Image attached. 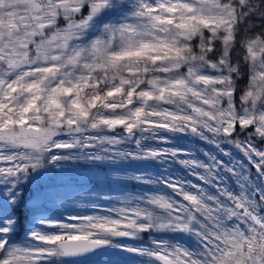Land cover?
I'll return each instance as SVG.
<instances>
[{
    "label": "snow or ice",
    "instance_id": "6c2138e0",
    "mask_svg": "<svg viewBox=\"0 0 264 264\" xmlns=\"http://www.w3.org/2000/svg\"><path fill=\"white\" fill-rule=\"evenodd\" d=\"M185 137L220 155L159 146ZM77 160L198 182L133 175L142 194L54 220L41 181ZM121 254L264 264V0H0V264Z\"/></svg>",
    "mask_w": 264,
    "mask_h": 264
},
{
    "label": "rangeland",
    "instance_id": "374dc122",
    "mask_svg": "<svg viewBox=\"0 0 264 264\" xmlns=\"http://www.w3.org/2000/svg\"><path fill=\"white\" fill-rule=\"evenodd\" d=\"M118 131H119V129H118ZM109 134H111V133H109ZM64 138H66V137H64ZM147 143L150 146H157L154 141H148ZM195 143H197V145L199 146V150L201 153H203L204 151H209L215 155H218V156L220 155L219 152H217L213 146L207 144L204 141L193 139L192 137H185V138L179 139L178 141H173L172 144H168V145L161 144L159 146L160 147H165V146L173 147V146H175V147L187 149V148L191 147V144L194 145ZM201 146H202V149L200 148ZM118 147H120L123 150H129L134 146H132V145H120ZM224 147L226 149L232 151L236 157H240L241 154L238 151H236L235 149L230 148V146H228V145H225ZM88 151H94V149H89ZM221 158L227 160L226 157H221ZM175 164L176 163L169 162L167 165H161V166L160 165H157V166L153 165V166L155 168L159 169L160 171H162V173L165 175H167L168 173H172L173 175H175L177 177L192 179L194 182H198V181H195L194 177L187 176L186 172L180 173L178 171H173V172H171V171L169 172L168 170L165 171V169H167V168L172 169V167ZM98 166L107 167V168L109 167L107 163H103V164L102 163H91V162L86 161V160L69 161L66 163L65 167L62 170L56 169L54 171L49 172L47 174V176H51L52 178L56 179L59 182H73L75 180L81 181V180H85L87 178H90V179L94 178V179L102 180V178L99 176V174H100L99 169L96 168ZM252 171L254 172V169ZM139 174H147V175H151L154 177L156 176V174H153L151 167H149V171L148 170H131L129 172H126L125 176L131 177L133 175H139ZM47 176H45V177H47ZM125 176L120 175L121 181L120 182L118 181L117 183H115L113 188L111 189L110 195L113 197L112 200H102L100 202H94L92 200L85 198V196H82V197L78 198L76 201L69 203L68 205H65V207H72V205H74L72 212H68V213L60 215V214H57L61 210V209H59V211L57 210V212L47 211V212H45V214L54 220H65L66 221V217L69 215L94 214V210L91 207V205L93 203L98 204L101 208L119 207L120 205L118 203V199H123L125 197L133 196L136 194H142L146 190L144 188V186L139 185L141 187L138 188L137 192L132 191V189L124 181ZM70 210H72V209H70ZM144 240H145V242H147V240H148L147 235L144 237ZM127 242L132 243L131 241H127ZM187 242L191 243V241H187ZM118 259H119V256L110 258L109 259L110 264H119Z\"/></svg>",
    "mask_w": 264,
    "mask_h": 264
},
{
    "label": "trees",
    "instance_id": "16d2710c",
    "mask_svg": "<svg viewBox=\"0 0 264 264\" xmlns=\"http://www.w3.org/2000/svg\"><path fill=\"white\" fill-rule=\"evenodd\" d=\"M255 23L257 25V31H259V25L260 21L255 20ZM242 52L241 49H237V52L234 53V59L238 58L239 54ZM247 83V77L245 76L243 79H241L238 82V88L243 89L246 86ZM239 91L237 93V100L239 97ZM243 139V137H240ZM202 149V146L200 147ZM188 150H191L193 153L197 155L198 158L203 159V155L199 150V146L197 143L194 145L191 144V147L187 148ZM107 167H96L99 169V176L102 178V180L98 179H90L87 178L85 180H75L73 182H59L56 179L52 178L51 176L45 177L41 181V187L46 192V199L43 202V209L44 212L47 211H53L56 212L57 209L61 208L64 205H68L69 203H72L76 201L78 198L85 196V198L92 200L94 202H100L102 197L105 194L110 195V191L113 188L114 184L118 181L120 182V175L125 176L126 172H129L131 170H148L149 167L152 168L153 174H160L162 171L155 168L153 165H143L139 164L137 162H122L120 164H108ZM157 166V165H155ZM161 166V165H160ZM160 168V167H159ZM167 170L170 172L178 171L185 173V169L178 163H176L172 169L167 168ZM125 183L132 189V191L137 192L138 188L141 187L137 185L134 181L130 179V176L124 177ZM35 185L32 187L26 189V196H31L33 193ZM73 207L64 208L63 212H68ZM147 234L144 235V237ZM23 237V233L20 234L19 239Z\"/></svg>",
    "mask_w": 264,
    "mask_h": 264
}]
</instances>
